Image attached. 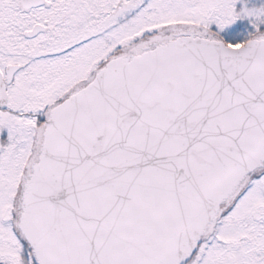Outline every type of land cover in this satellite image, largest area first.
Segmentation results:
<instances>
[{
    "label": "snow or ice",
    "instance_id": "snow-or-ice-1",
    "mask_svg": "<svg viewBox=\"0 0 264 264\" xmlns=\"http://www.w3.org/2000/svg\"><path fill=\"white\" fill-rule=\"evenodd\" d=\"M0 264H264V0H0Z\"/></svg>",
    "mask_w": 264,
    "mask_h": 264
}]
</instances>
